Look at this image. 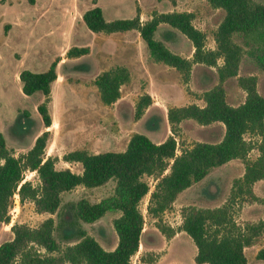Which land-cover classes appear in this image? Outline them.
Here are the masks:
<instances>
[{"label": "trees", "instance_id": "obj_1", "mask_svg": "<svg viewBox=\"0 0 264 264\" xmlns=\"http://www.w3.org/2000/svg\"><path fill=\"white\" fill-rule=\"evenodd\" d=\"M169 1L176 3V0ZM207 1L225 11L215 33V49L206 48L207 36L193 23L195 14L192 11L156 12L145 22L139 15L108 20L103 8L95 1L96 5L83 13L84 22L95 32L139 31L151 57L175 67L186 80L195 62L216 66L222 58L223 64L217 66L218 83L203 94L204 105L191 103L168 109L172 134L165 140L155 142L148 135L136 132L121 151L90 153L77 149L65 154L64 160L82 164V172L58 169L55 166L57 158L45 153L51 135L47 128L53 122L49 103L58 77V61L43 71L21 70L22 91L26 95L41 92L45 97L37 110L46 130L36 137L26 153L19 156L11 152L6 137L0 133V222H10L15 195L21 202L33 201L38 213L57 216H50L35 227L14 223L11 227L13 237L0 244V264H133L146 223L140 202L150 191V185L144 176L157 178L147 212L156 219V226L162 233L173 237L177 230L163 221V215L178 195L206 177L212 168L236 158L244 162L245 171L234 179L227 203L216 208L184 207L179 230L185 231L195 242L197 263L248 264L245 247L255 244L264 233V219L240 224L235 219L233 204L258 200L264 205V199L254 192L255 182L264 179V96L257 90L256 75L240 76L239 83L247 92L246 98L240 105H231L227 101L224 82L238 75L239 71L243 48L235 42V34L245 39L250 55L264 68V3L253 0ZM162 23L192 41L193 59L173 52L156 37ZM89 51L88 46H73L67 55L78 57ZM130 78V70L124 65H116L98 74L95 85L102 102H116L121 97V86ZM151 103V95L144 94L137 105L136 116L140 117ZM29 117L27 111L19 113L16 125L26 127L31 122ZM185 119H194L202 125L221 122L225 125L224 136L217 142H195L178 154L176 135L179 124ZM247 133L260 136V153L256 159L249 157L255 144L245 138ZM27 171H35L40 182L34 184L26 180ZM110 180L115 181V188L109 197L95 203L82 198L63 205L64 192L79 185L98 187ZM109 211H120L113 220L118 243L112 250L104 248L82 227V222H95ZM256 257L264 260V247Z\"/></svg>", "mask_w": 264, "mask_h": 264}, {"label": "rangeland", "instance_id": "obj_2", "mask_svg": "<svg viewBox=\"0 0 264 264\" xmlns=\"http://www.w3.org/2000/svg\"><path fill=\"white\" fill-rule=\"evenodd\" d=\"M100 5L106 19L133 18L139 15L143 22L156 12L192 11L193 23L207 36L206 48L215 49V33L225 16L222 8L213 7L207 0H0V133L7 140V147L15 156L26 153L35 139L46 130L37 106L45 97L41 92L26 95L22 91L19 73L23 69L43 71L52 62L58 61L57 80L52 87L49 109L52 125L47 128L51 135L46 156L57 158L58 169L70 168L82 172L80 162L64 160L70 151L84 149L90 153L108 150H124L131 136L144 133L153 141L160 142L172 134L168 109L191 103L204 105L202 97L219 81L217 66L193 63L189 79L175 67L151 57L145 41L137 30L124 32H95L88 28L83 13L92 4ZM264 3V0H253ZM95 4V5H96ZM93 5V6H95ZM92 6V7H93ZM142 21V20H141ZM156 37L183 57L193 59L192 41L180 31L162 23ZM234 40L243 48L238 75L225 82L227 101L231 105L244 102L247 92L239 83L240 76L256 75L257 90L264 96V68L260 67L249 53L245 39L235 34ZM73 46H88L89 53L69 57L67 51ZM124 65L130 70V80L121 86V97L112 104H105L95 85V78L104 70ZM150 94L152 103L140 116L137 105L144 94ZM27 111L31 122L23 128L16 125L19 113ZM225 133V125L214 122L202 125L194 119H185L179 124L177 153L198 141L217 142ZM247 140L255 145L249 157L256 159L260 153V136L247 133ZM169 169L166 171L168 172ZM245 171V164L236 158L214 167L202 180L181 192L172 207L163 215V221L177 230L173 240L156 226V219L147 212L151 192L157 183L155 176H144L150 191L141 200L140 209L145 215V225L139 251L133 256V264H208L197 263V246L190 235L179 230L183 222L182 209L188 205L216 208L230 198L234 179ZM26 180L40 182L37 173L27 171ZM115 181L110 180L98 187L79 185L62 194L63 205L87 199L99 202L111 194ZM256 193L264 199V181L259 182ZM238 223H256L264 218V205L260 201L233 204ZM120 211H109L95 222H82V227L94 236L104 248L112 250L118 243L113 220ZM56 214L38 213L31 200L21 202L14 196L10 209V222H0V244L13 237L14 223L39 225ZM250 255V264H264V260Z\"/></svg>", "mask_w": 264, "mask_h": 264}, {"label": "crops", "instance_id": "obj_3", "mask_svg": "<svg viewBox=\"0 0 264 264\" xmlns=\"http://www.w3.org/2000/svg\"><path fill=\"white\" fill-rule=\"evenodd\" d=\"M95 5V4H92V6ZM91 6V7H92ZM142 22H143V18H141ZM132 30H129V31H125L124 33H131ZM139 32V31H138ZM46 70V69H45ZM163 141V140H162ZM232 160H235V159H232ZM230 160V161H232ZM228 161V162H230ZM264 179H261V180H258L255 182L254 184V192L256 193V187L258 185L259 182H263ZM191 187V186H190ZM188 187L187 189L184 190L185 191H188V189L190 188ZM183 192V191H182ZM257 194V193H256ZM258 195V194H257ZM259 196V195H258ZM120 215V214H119ZM264 219V218H263ZM178 234V233H177ZM177 235H175L173 238H171L172 240L176 237ZM264 247V233L260 236L259 240L251 245V246H248V247H245V253H246V256L248 258V264H250V255H249V252L251 253V256H254L256 258L257 256V253L258 251ZM196 255V254H195Z\"/></svg>", "mask_w": 264, "mask_h": 264}]
</instances>
